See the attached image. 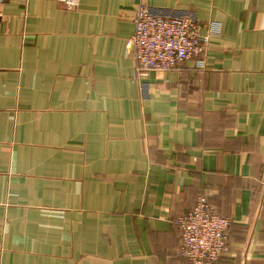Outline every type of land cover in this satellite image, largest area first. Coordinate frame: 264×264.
I'll use <instances>...</instances> for the list:
<instances>
[{
  "label": "crops",
  "instance_id": "obj_1",
  "mask_svg": "<svg viewBox=\"0 0 264 264\" xmlns=\"http://www.w3.org/2000/svg\"><path fill=\"white\" fill-rule=\"evenodd\" d=\"M0 264H190L175 219L232 221L264 264V0H4ZM215 23L205 69L139 73L133 18Z\"/></svg>",
  "mask_w": 264,
  "mask_h": 264
},
{
  "label": "built area",
  "instance_id": "obj_2",
  "mask_svg": "<svg viewBox=\"0 0 264 264\" xmlns=\"http://www.w3.org/2000/svg\"><path fill=\"white\" fill-rule=\"evenodd\" d=\"M60 1L75 9L81 0ZM4 2L0 0V19ZM133 23L135 33L126 49L134 53L139 73L170 72L191 60H196L198 69H205L207 43L220 35L215 23L208 26L209 35L203 37L201 25L192 18L153 16L144 6L135 13ZM175 224L181 241L179 254L190 264H218L227 252L232 221L220 215L207 197H199L194 208L177 217Z\"/></svg>",
  "mask_w": 264,
  "mask_h": 264
},
{
  "label": "trees",
  "instance_id": "obj_3",
  "mask_svg": "<svg viewBox=\"0 0 264 264\" xmlns=\"http://www.w3.org/2000/svg\"><path fill=\"white\" fill-rule=\"evenodd\" d=\"M221 215V214H220ZM223 216V215H222Z\"/></svg>",
  "mask_w": 264,
  "mask_h": 264
}]
</instances>
